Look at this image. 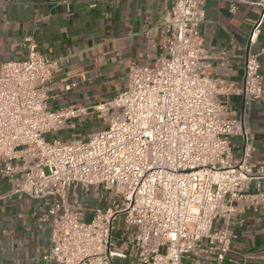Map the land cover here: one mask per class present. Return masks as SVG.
I'll return each instance as SVG.
<instances>
[{
	"label": "built area",
	"instance_id": "2783aa9c",
	"mask_svg": "<svg viewBox=\"0 0 264 264\" xmlns=\"http://www.w3.org/2000/svg\"><path fill=\"white\" fill-rule=\"evenodd\" d=\"M261 7L250 42L259 34ZM204 18L203 0H173L161 23L163 57L135 68L114 98L95 107H48L47 82L56 62L31 38L23 60L1 64L0 172L10 190L0 201L13 195L52 200L43 261L125 259L111 238L113 223L123 220L134 229L136 264H183L185 257L207 251L221 264L230 248L232 216L250 209L264 215V164L249 161L246 117H233L229 101L240 95L248 109L264 100L259 63L247 56L241 88L208 75L199 32ZM90 114L103 126L86 139H46L67 121ZM236 136L245 143L239 160L233 159ZM253 182L258 190L250 193ZM93 186L109 192L110 204L84 221L68 199L76 197L71 189L88 192ZM216 220L225 228L215 230Z\"/></svg>",
	"mask_w": 264,
	"mask_h": 264
},
{
	"label": "crops",
	"instance_id": "0c3cea01",
	"mask_svg": "<svg viewBox=\"0 0 264 264\" xmlns=\"http://www.w3.org/2000/svg\"><path fill=\"white\" fill-rule=\"evenodd\" d=\"M173 0H0V66L26 57L31 38L38 51L56 62L47 85L48 107H95L114 98L137 67L154 66L163 57L161 23ZM264 0H203L204 22L199 27L207 54L206 73L241 88L247 56H255L264 90V13L259 34L249 41L254 22ZM65 86H70L65 90ZM235 115H245L251 133L249 161L264 164V100L243 109L240 95L229 98ZM93 114L69 120L65 128L51 136L64 140L86 139L79 127H97ZM103 124L100 122V127ZM66 141V140H64ZM233 159H241L245 143L232 138ZM10 190L6 175L0 172V195ZM258 190L251 183L248 192ZM264 192V180L259 183ZM68 206L84 221L96 207L105 208L109 192L93 186L88 192L71 189ZM101 196V197H100ZM75 198L77 206L75 205ZM51 199L13 195L0 201V264H54L42 260L49 244ZM220 220L214 229H224ZM231 243L221 264H264V215L252 209L232 216L227 227ZM111 238L125 259L115 264H136L134 229L123 220L113 223ZM210 251L198 257L187 256L183 264H216Z\"/></svg>",
	"mask_w": 264,
	"mask_h": 264
},
{
	"label": "rangeland",
	"instance_id": "374dc122",
	"mask_svg": "<svg viewBox=\"0 0 264 264\" xmlns=\"http://www.w3.org/2000/svg\"><path fill=\"white\" fill-rule=\"evenodd\" d=\"M96 125H97V127L94 126V127H93V130H92V127H89V128H87V127H82V128L79 127L77 130H81L82 133H83V135H85L86 133H88V132H90V131H91V133H92V132L98 131V130L101 128V127H100V122H97ZM51 134H52V133L47 134V135H46V139H48V140L53 139V137L51 136ZM67 138H68V137L65 136L64 140H66V141H64V140H61V141H63V142H72V141H73V140L69 141V140H67ZM234 160H236V159H234Z\"/></svg>",
	"mask_w": 264,
	"mask_h": 264
}]
</instances>
